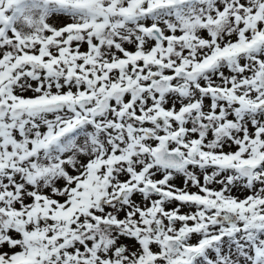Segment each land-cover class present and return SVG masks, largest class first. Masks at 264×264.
<instances>
[{
	"label": "snow or ice",
	"instance_id": "1",
	"mask_svg": "<svg viewBox=\"0 0 264 264\" xmlns=\"http://www.w3.org/2000/svg\"><path fill=\"white\" fill-rule=\"evenodd\" d=\"M0 264H264V0H0Z\"/></svg>",
	"mask_w": 264,
	"mask_h": 264
},
{
	"label": "rangeland",
	"instance_id": "2",
	"mask_svg": "<svg viewBox=\"0 0 264 264\" xmlns=\"http://www.w3.org/2000/svg\"><path fill=\"white\" fill-rule=\"evenodd\" d=\"M175 182L178 186L182 185V179L180 178H178Z\"/></svg>",
	"mask_w": 264,
	"mask_h": 264
}]
</instances>
